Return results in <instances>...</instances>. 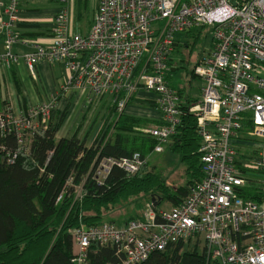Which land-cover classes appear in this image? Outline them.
<instances>
[{
	"label": "built area",
	"instance_id": "obj_1",
	"mask_svg": "<svg viewBox=\"0 0 264 264\" xmlns=\"http://www.w3.org/2000/svg\"><path fill=\"white\" fill-rule=\"evenodd\" d=\"M58 1L61 8L46 43L22 37L18 0L0 1V72H11L23 59L33 80L40 64L62 63L68 73L48 102L0 116L2 135L15 132L20 151L30 150L35 134L48 127L68 95L74 97L66 104V116L74 106L101 111L110 98L109 108L115 106L116 112L108 108V127L143 91L153 94L148 100L162 115L160 124L144 128L159 141L154 152L162 153L182 114L180 96L167 80L176 36L209 27L214 43L193 70L204 86L188 108L199 123L202 179L170 210L150 202L140 219L71 228L73 264H91L94 245L113 250L115 260L107 264H143L156 252L191 242L203 245L213 262L264 264V0H97L87 34L74 29V0ZM16 44L31 46L32 52L19 56ZM60 113L61 131L68 119ZM98 133L92 146L104 137ZM251 141L256 142L252 148H237ZM16 158L17 153L10 155L9 162ZM146 163L140 153L103 158L93 174L102 185L113 167L136 174ZM74 180L68 179L57 203L70 188L75 201L82 198L83 184ZM248 187L258 201L242 196Z\"/></svg>",
	"mask_w": 264,
	"mask_h": 264
},
{
	"label": "trees",
	"instance_id": "obj_2",
	"mask_svg": "<svg viewBox=\"0 0 264 264\" xmlns=\"http://www.w3.org/2000/svg\"><path fill=\"white\" fill-rule=\"evenodd\" d=\"M187 33L192 36L191 31ZM193 36L196 41L185 44L192 50L199 32ZM14 67L15 87L21 94L22 84ZM192 74L194 76V72ZM177 92L180 98L185 96L182 90ZM194 100L181 101L180 123L169 140L171 150L180 155L186 166L188 177L187 184L177 188L168 185L161 172L149 168L148 158L159 141L144 132L149 123L147 120L117 114L116 122L110 126L114 131L112 136L108 140L104 136L99 146L87 147L86 139H80L77 132L70 137L58 138L62 118L59 121L53 114L54 120L35 134L28 152L20 151L15 132L4 136L0 130V264H73L71 228L97 226L110 211L142 197L144 202L135 205V209L142 210L127 212L119 221L121 224L142 218L152 198L159 200V205L163 201L169 202L171 207L180 205L190 186L203 177L199 123L188 111ZM114 107L109 108L112 114L116 112ZM8 111L14 112L10 103L3 99L0 86V116ZM14 153L17 158L10 163L9 157ZM134 153L147 158L138 173L129 174L115 166L102 185L97 182L93 169L101 159L126 158ZM72 176L76 185L83 184L82 198L75 201L74 188H70L57 203ZM242 196L257 201L260 198L251 187L244 189ZM92 248L96 252L90 254L91 264L115 260L111 248L97 245ZM143 264L220 263L208 260L205 251H186L184 244L179 243L165 252L152 254Z\"/></svg>",
	"mask_w": 264,
	"mask_h": 264
},
{
	"label": "rangeland",
	"instance_id": "obj_3",
	"mask_svg": "<svg viewBox=\"0 0 264 264\" xmlns=\"http://www.w3.org/2000/svg\"><path fill=\"white\" fill-rule=\"evenodd\" d=\"M32 5H37L36 9L38 10L36 13L39 16L44 15L43 8L47 7V0H29ZM59 3V8H61V3ZM96 6V0H75V26L76 28L82 33L87 34L91 29L93 24V17H94V9ZM79 13L80 16H79ZM199 32V37L196 43V46L193 48L185 47V44H193L196 40L194 39V34ZM192 36L188 35L187 32L178 34L176 36V40H181V46L176 50L175 54L173 55L172 67H176V70L169 74L167 77L168 82L175 90H182L184 94L187 92L195 96L196 93H199L201 88L204 86V82L201 79L193 76L192 72L195 69V66L204 58L208 57L211 53L214 43H213V35L212 30L209 27L206 28H199L194 29L191 31ZM55 65V64H53ZM49 65V66H53ZM53 66V74L52 79L55 83L56 81L60 80V67ZM29 74V73H28ZM28 84L32 90V88L39 94V96L44 99V84L41 82L33 83L32 81L28 80ZM62 86V85H61ZM23 87H25L23 83ZM8 98V97H7ZM181 99V98H180ZM30 102V101H29ZM32 107V104H30ZM68 108L67 105L64 106V109H59L55 114V119L61 115L60 110L64 112L63 118L67 120L66 124L64 125L63 129L61 130L59 136L62 137H70L73 134L78 133V137L82 140L86 139L87 147H91L92 143L94 142L93 138H95L98 133V127L101 129L99 130L98 136H105V139L110 135L113 134V129H110V124L108 127L107 125L110 122L112 115L106 119L107 110L97 111V109L93 110H83L81 111L79 106H74L72 111L66 116ZM82 112V113H81ZM81 113V114H80ZM115 117H113L114 120ZM80 119V120H79ZM52 120L53 115H52ZM60 121V120H59ZM58 121V123H59ZM106 122V123H105ZM105 123V124H103ZM102 124V125H101ZM101 125V126H100ZM155 125V122L151 124H147L144 128H148ZM81 128L80 130H75L76 128ZM62 128V125H60ZM107 127V128H106ZM85 128V129H84ZM91 129L88 131L87 130ZM111 130V132H110ZM111 133V134H110ZM87 134V135H85ZM241 134V133H240ZM255 141L249 142V146H243L241 143H237V148L240 151L247 150L252 148L255 145ZM168 144V145H167ZM164 146V152L162 154H151L149 159V168L150 170H155L157 172H161L164 177L166 178L167 184L171 187L177 188L180 186H185L188 182V177L186 174V166L181 162L180 155L174 153L170 148V142H168ZM138 202H144L143 197L137 200H132L124 203L122 206L117 207L114 211H110L105 215V218L102 223H109V222H117L119 223L120 220L124 219L127 212H132L134 210L141 211L135 209V205ZM160 209L170 210L171 204L167 201H163L159 205ZM197 244L191 242L190 244L186 245V251H192L195 249L194 246ZM198 252L203 251V245H197Z\"/></svg>",
	"mask_w": 264,
	"mask_h": 264
},
{
	"label": "crops",
	"instance_id": "obj_4",
	"mask_svg": "<svg viewBox=\"0 0 264 264\" xmlns=\"http://www.w3.org/2000/svg\"><path fill=\"white\" fill-rule=\"evenodd\" d=\"M0 1L4 2V0H0ZM18 1L21 6L22 23L20 24L19 29L22 37L24 39L39 43L48 42L51 37V26H52L53 18L57 15L60 9L58 0H47V7L43 8L44 15L42 16H39L36 13L38 11L36 9L37 5H32L31 7L32 3H30L29 0H18ZM97 4L98 1L96 0V6ZM73 14H74L73 17L74 29L79 31L75 26V19H76L75 0H74ZM176 43H178L176 45V49H178L181 46L180 45L181 40H177ZM0 51H3L1 42H0ZM14 52L19 56H23L25 54L32 52V47L27 46L25 44H16L14 46ZM57 64H58L57 66L60 67V80L54 83L52 79V74L54 72L53 66H55L56 64L53 66H49L47 64L38 65L37 66L38 79L33 80V78L31 77L28 71L25 61L21 59L20 63L14 67L22 84L21 94H18L16 90L13 72L11 71L6 74L0 72V86H1L3 99L7 100L10 103V107L14 111V113H19L22 110H27L30 104L34 106L40 103H46L48 102L50 97L54 95V93L59 91L61 85L64 83L65 79L67 78L68 73L64 67V64L62 63H57ZM172 69H173L172 71L174 72L176 70V67H173ZM28 80L32 81L33 83L41 82L42 84H44V93H45L44 99H42L33 88L31 90L28 84ZM23 83L25 87H23ZM200 95H201V90L199 91V93H196L194 97H192V95H190L187 92L185 96L181 98V101L183 102L186 100L190 101L195 99L190 103V105H192L198 100ZM69 97L70 95L67 96V102L69 101V99L71 101L74 96H71L70 98ZM149 98L150 99L153 98V94H149L143 91L139 92L137 96H135L134 99L129 103L127 109L125 110V114L131 117L147 120L149 122L148 124H151L152 122L153 123L155 122V125L160 124L162 115L159 112V110L152 104V102L148 100ZM67 102L63 100L60 104V109L63 110ZM110 103H111V99L108 98V100L102 103L101 109L107 110L108 113V108L110 106ZM60 112L63 111L60 110ZM79 129L80 128L78 127L75 130H79ZM58 138H62V136L58 135ZM162 153L154 152L153 154H162ZM149 159L150 157L148 158V161Z\"/></svg>",
	"mask_w": 264,
	"mask_h": 264
},
{
	"label": "water",
	"instance_id": "obj_5",
	"mask_svg": "<svg viewBox=\"0 0 264 264\" xmlns=\"http://www.w3.org/2000/svg\"><path fill=\"white\" fill-rule=\"evenodd\" d=\"M81 129V128H80ZM159 200H157L156 198H152V203L154 204V206L155 207H158V205H159ZM160 221V219L158 218L157 219V222H159Z\"/></svg>",
	"mask_w": 264,
	"mask_h": 264
}]
</instances>
